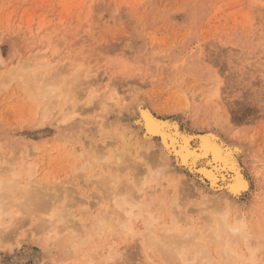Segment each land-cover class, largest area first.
Here are the masks:
<instances>
[{"label":"rangeland","instance_id":"obj_1","mask_svg":"<svg viewBox=\"0 0 264 264\" xmlns=\"http://www.w3.org/2000/svg\"><path fill=\"white\" fill-rule=\"evenodd\" d=\"M257 59H260L258 63H261V67L258 63L256 66L259 65V67L255 66ZM245 68L247 69L245 70ZM258 71L262 81L257 79L259 78ZM248 72H251L250 76H248ZM44 83L45 85L51 83L53 86L59 85L62 92L61 98L55 99L57 96H54L46 102H40L35 96L36 94L34 95V92L36 93L35 88L32 87L41 86ZM217 83H219L220 88H213ZM69 84H73L70 85L73 91ZM66 88L68 91L65 90ZM78 90L80 94L84 95L80 96ZM74 93L75 95H73ZM64 94H67L66 97ZM104 94L105 97H103ZM216 94H218V98L213 97ZM97 95L102 97V100H105L108 95L113 98L106 101V106L104 105L106 108L103 109L98 104L100 97L97 99ZM76 96L79 98L77 102L75 100V103L73 99H76ZM91 96L96 99L92 97L93 100L91 99L89 102ZM120 98L122 108H119V104H117V99ZM82 99L83 102L81 103ZM211 99H215L213 100L215 102L220 100L221 104L218 102L219 107H216V103H212ZM51 100L55 103L53 104ZM49 101L53 105H47ZM68 102L74 103L72 105ZM213 104H215L216 109L219 108L222 111L219 112L214 109ZM66 105L67 107H65ZM94 105L100 108L98 109ZM46 106L51 108V111L44 118L42 115ZM88 106L90 107L88 108ZM60 108L66 109L63 112L62 110L59 111ZM73 108L76 114L69 113V110L73 111ZM138 109H142L141 114H151L162 122H168L167 124L172 129L174 127L173 131L177 134L176 136L191 137L194 134L193 137H198L196 135H209L211 132L216 140L220 139V141L218 140L219 143L222 141L220 144L224 148L234 152V157L238 165L241 166L243 175L247 177L244 176L249 183V188L241 193L240 198L238 197L239 208H234L230 221L233 222L235 218L237 221L241 215L243 221L240 223L241 220L239 219L237 222L244 223L245 226L249 218V223L246 226L251 229L253 227L251 224L256 220L257 224H254L258 227L254 225V228L257 227L260 230L255 228L254 234L252 229L248 231L255 238L254 248L253 245L250 248L255 249L257 243L264 244V132H262L264 131V118L260 120L262 116L264 117V0H0V163L3 164H0V170L7 171L6 174L4 171H0L1 179L5 177L6 180L10 181L7 177H11L14 171L24 172V168L34 167L32 168L34 170L33 176L28 177L24 172L26 175L25 177L24 174L21 175L19 185L22 188L24 185L28 188L31 187V189L35 187L34 190L46 189L47 187L44 185H48L49 188L46 191H50L47 192L49 194L54 192L52 195L55 193H62L61 195H63L67 190L70 192L75 190L70 196L69 192L67 196L66 193L64 196L68 197L67 199H71V197L74 199H72L74 202L68 200V203L74 206L73 210L76 207L74 210L76 211L75 218L87 220L88 214H85V208H88V201L91 203L100 201V195L103 191L96 186L99 184V179H97L98 181L94 180L95 183L97 182L96 184L91 182V186L90 181H88L91 180L89 176L98 175L101 167L102 170H106L105 172H109L107 171L109 167L102 161V165H96V159L92 161L91 153L87 151L84 156H79L81 150L76 147L80 146L79 144L87 138L93 139V146L105 142L106 145L108 141L107 152L113 151L111 150L113 149L112 145L110 146L112 142H116L113 143L114 151L115 148L120 149L117 140L113 137L116 133H120L117 126L118 124L128 125L133 121L134 123L139 122L141 115H139L140 110L138 111ZM214 110L218 112V115L215 114L217 112ZM64 113L71 114L68 117L70 120L67 122H63L61 119ZM227 113L228 115H225ZM220 114L223 119L225 118L224 123H222ZM136 128L138 127L136 126ZM240 129L242 135L237 134ZM157 139L160 140L159 137ZM258 147L261 148L260 151ZM178 159L180 160V158ZM88 162H92L93 166L89 164L90 167ZM144 162L142 160V163ZM29 164H33L32 167ZM152 164V162H148V167L150 168ZM178 164L181 165L177 166L179 172L182 174L185 172V176L179 175V177L173 178L174 182L178 181L180 177H184L186 181L189 177H200L199 173L196 174L197 170L194 171V175L191 167L187 166L186 168L180 161ZM21 166L24 168L20 169ZM93 167L94 171L92 170ZM182 168L183 170H181ZM153 169H159V166L156 168L154 166ZM110 172L115 178L116 173L114 174L111 170ZM70 174L71 176H69ZM125 174L124 172L123 175ZM172 176L168 179L159 177L156 182L145 187L148 190L152 191L153 189L154 192L158 190L157 192L161 193L162 191L163 193L162 197L160 194L154 197L157 192L154 194L150 192L148 195L146 190L147 199L154 201L150 208L161 206L160 208L165 209L166 207L163 225L172 227L178 224L179 228L182 225L181 227L184 226L183 228L187 229L190 225L183 221L179 222L180 224L175 221L172 223V215L169 212L171 211L170 208L174 206H172L174 199L182 197L177 196L176 192H182V189L186 193L190 191L189 195L180 192L184 196L179 198L183 202L181 209L184 212L186 209H190L186 213L196 222L194 232H197V229L202 231L205 228L204 220L211 214L210 212L214 211L212 207L210 208L211 203L205 204L202 200V204V197L198 194V188L195 189L186 183H183L186 185H181L189 186L187 190L181 188L177 182L173 183ZM184 179L181 181L183 182ZM161 183H164L162 187ZM59 187L62 189L64 187L65 192H62ZM74 188H78V190ZM95 188L100 193L99 196L95 193L92 194L96 190ZM167 190H170L171 194L168 197L169 191L166 192ZM193 191L195 195L191 196ZM78 194H84L83 199L78 198V196L81 197ZM1 195L0 198L3 197ZM18 197L15 196L16 199ZM84 198L87 200L83 201ZM7 199L9 198H5L7 201L5 203L6 201L2 198L5 204H17L16 207L14 206L15 208L13 204L10 205V213H13L12 215L17 216V218L19 215H25L24 218L27 219L25 218V223L19 222L18 226V219L15 218L16 224L13 226L15 229L17 228L16 230L12 229L13 226L10 228L4 226L5 230L14 231L8 232L11 235H7L5 230L2 231L3 234L0 233L2 235V237L0 236V264H84L89 262L91 254L88 252H95V249L101 252V257L105 255L115 256L113 260L117 262L111 260L114 264L166 263L163 260L165 258L157 254L160 250L156 253L152 252L156 246L149 247V251L139 248L138 251L136 249V252L133 250L134 247H129L133 246L137 239L139 243L146 240L140 237V231H138V236L134 232L127 239V241L132 240L131 243L130 241L126 242L125 237L117 234L106 236L98 241L94 240L90 242L92 246L87 242L80 248V252H86V256L73 257L74 259L69 256L68 258L60 252L53 239L47 240L45 234H39L34 230L36 225L32 219L35 218L34 215L28 217L26 216L28 214L22 215L23 212L18 214L21 211L19 209H21L23 202L20 203L22 198L19 197L20 201L17 200L19 203L13 200L9 203L10 201ZM62 202L59 205H63ZM169 203H172L171 206ZM17 207H19L18 213ZM195 207L199 208H197L198 212L195 211ZM100 208L101 205H98L93 208L92 212L95 213ZM172 210L174 211L175 208ZM178 210L174 212H178ZM201 214L203 218L199 219ZM237 214L240 215L237 216ZM78 216L80 217L78 218ZM21 219L22 217L19 221ZM198 225L202 227L198 228ZM4 227L2 228L4 229ZM143 227L139 229L142 231L144 230ZM208 228L210 230L209 224L206 230ZM254 228L253 230H255ZM242 229L247 231V227ZM209 230L207 235L210 236V239L212 235ZM183 231L178 230L177 235H183ZM201 231L198 235V237L203 238V244L200 241L201 245H207L216 255L220 253L218 247L215 248L217 245L213 243L214 241H211L212 243L209 245L207 244L210 242L209 239L203 237L207 232ZM133 235L137 238L135 241L132 238L135 237ZM7 236L10 237L7 238ZM13 238L15 239L13 240ZM194 239L189 241L193 240V243L199 241V239ZM200 242L198 243L200 244ZM193 243V246L188 244L189 249L199 245ZM259 244L257 245L259 246ZM114 246L115 249L118 248L116 251L114 248V250L112 249ZM127 247L132 249L130 253L136 254V256L133 254L134 258L132 256L129 259L131 257L130 249L128 251ZM245 247L239 245V249L237 246L235 248L242 253L244 251L243 256L247 258L249 257L248 254H252L248 253L250 250L247 251V247L246 249ZM198 248L203 250V247ZM255 251H262L261 253L258 252L257 256L254 255L258 259L263 254L264 259V246L261 250ZM127 253L130 257L125 255ZM220 254L217 257L223 260V255ZM122 255H124L123 258ZM137 257L140 258L137 259ZM160 260L162 261L160 262ZM259 261L261 263L258 264H264L262 259ZM167 263L170 264L168 261ZM193 263L194 261L190 264ZM195 263L197 264V262Z\"/></svg>","mask_w":264,"mask_h":264},{"label":"bare ground","instance_id":"obj_2","mask_svg":"<svg viewBox=\"0 0 264 264\" xmlns=\"http://www.w3.org/2000/svg\"><path fill=\"white\" fill-rule=\"evenodd\" d=\"M260 61V59H257V61L255 62V66H256V63H258ZM30 62V61H29ZM251 62V61H250ZM263 62V60H262ZM26 63V62H25ZM253 63V62H251ZM248 64H250L248 62ZM260 64V67H261V63H258ZM259 67V65H257ZM256 66V67H257ZM65 67V66H64ZM66 68V67H65ZM247 68H245L246 70ZM242 70V69H241ZM243 71V70H242ZM263 71V70H262ZM76 72V71H75ZM252 72V71H251ZM251 72L249 73L248 72V76L251 75ZM259 72V71H258ZM68 73V72H66ZM74 73V72H73ZM243 73V72H242ZM247 73V72H245ZM254 73V72H252ZM262 73V72H261ZM250 74V75H249ZM78 75V74H77ZM102 75V74H101ZM217 75V74H216ZM260 72L258 74L259 78H257L258 80L260 79ZM7 76V75H6ZM28 76V75H27ZM61 76V75H60ZM104 76V75H103ZM214 76V75H213ZM256 76V77H258ZM212 77V76H211ZM59 78V76H58ZM89 78V77H88ZM20 79V78H19ZM27 79H29L27 77ZM34 79V77H33ZM77 79V78H76ZM113 79V78H112ZM214 79V78H213ZM3 80V79H2ZM46 80V79H44ZM54 80V79H52ZM67 80V79H65ZM75 80V79H74ZM83 80V79H82ZM257 80V82H259ZM261 81L263 79H260ZM37 81L38 78H37ZM76 81V80H75ZM112 81V80H111ZM212 81V80H211ZM32 82V81H31ZM72 82V81H71ZM70 82V83H71ZM110 82V81H109ZM216 82H218V80H216ZM215 82V83H216ZM39 83V82H38ZM47 83V82H46ZM77 83V82H76ZM75 83V84H76ZM82 83V82H81ZM214 83V84H215ZM223 83V82H222ZM57 84H59L57 82ZM74 84V83H73ZM72 84V85H73ZM213 84V83H212ZM219 83H217V85L213 86L214 87H218ZM259 84V83H258ZM263 84V83H262ZM51 85V86H50ZM46 84L45 83L41 86H37V87H32V88H35L36 90V93L34 92V95L36 97H38L39 101L40 102H46L49 98L52 99L54 96H57L55 97L56 98H61V95H62V92L60 91L61 88L60 86L56 85V86H53V84ZM71 84H69L70 86ZM71 85V86H72ZM108 85V84H107ZM34 86V84H33ZM68 86V87H69ZM70 86V87H71ZM92 86V85H91ZM262 86V85H261ZM67 87V88H68ZM86 87V86H85ZM95 87V86H94ZM63 88V87H62ZM67 88L65 90H67ZM72 88V87H71ZM75 88V87H74ZM80 88V87H79ZM222 88V87H221ZM87 89V88H86ZM63 90V91H65ZM75 90V89H74ZM80 90V89H79ZM78 90V91H79ZM219 90V89H218ZM68 91V90H67ZM72 91H73V88H72ZM72 91H71V96H72ZM76 91V90H75ZM70 92V90H69ZM85 93V92H84ZM95 93V92H94ZM118 93V92H117ZM68 94V93H67ZM66 94V95H67ZM69 94V95H70ZM77 94V93H76ZM90 94V93H89ZM96 94V93H95ZM221 94V93H220ZM65 95V94H64ZM66 95L64 97H66ZM75 95V93L73 94ZM79 95H84V94H80V91H79ZM91 95V94H90ZM102 95V94H101ZM119 95V93H118ZM96 96V95H95ZM107 96V95H106ZM52 97V98H51ZM70 97V96H69ZM95 98L94 96H91V98H89V102H91V99ZM100 97V96H99ZM98 95H97V99L99 98ZM105 97V94L104 96ZM109 97V98H108ZM125 97V96H124ZM213 97H219L218 94H216L215 96L213 95ZM72 98V97H71ZM79 98V97H78ZM77 96H76V99H73V101L77 102L78 100ZM108 98V99H107ZM113 98V97H112ZM112 98L108 95L106 97L105 100H102V97H100V102H98L99 106H102L103 109H105L106 107V101H110L112 100ZM118 98V97H117ZM248 98V97H247ZM96 99V98H95ZM69 100V99H68ZM67 100V101H68ZM93 100V99H92ZM97 100V101H99ZM126 101V99H124ZM208 100V99H207ZM212 100V103H216V107H219V103L218 102H215L213 100L215 99H211ZM38 101V100H37ZM56 101V100H55ZM58 101V100H57ZM121 98L118 100L117 99V104H119V108H122V104H121ZM51 102L53 103V101L51 100ZM50 101L48 102L49 104L47 105H51ZM65 102V100H64ZM74 102H68V104H72ZM75 102V103H76ZM83 102V99L81 100V103ZM211 102V101H210ZM55 103V102H54ZM53 103V104H54ZM57 103V102H56ZM94 103V102H93ZM109 103V102H108ZM123 103V102H122ZM139 103V102H138ZM245 103V102H244ZM43 104V103H42ZM52 104V105H53ZM95 104V103H94ZM97 104V103H96ZM111 104V103H109ZM108 104V105H109ZM113 104V103H112ZM221 104V103H220ZM40 105V104H39ZM56 105V104H55ZM62 105V104H60ZM75 105V104H74ZM87 105V104H86ZM89 105V104H88ZM91 105V104H90ZM93 105V104H92ZM91 105V106H92ZM105 105V106H104ZM241 105V104H240ZM44 106V105H43ZM63 106V105H62ZM242 106V105H241ZM45 107V106H44ZM51 107V106H50ZM54 107V106H53ZM56 107V106H55ZM64 107V106H63ZM67 107V105L65 106ZM70 107V106H69ZM90 106H88L89 108ZM94 107H96V105H94ZM93 107V108H94ZM105 107V108H104ZM213 107L214 109H216L215 107V104H213ZM62 108V107H61ZM60 108L59 111H61L62 109ZM79 108V107H78ZM77 108V109H78ZM96 108H100V107H96ZM139 108V107H138ZM224 108V107H222ZM259 108V107H258ZM50 109V110H49ZM66 109V108H65ZM64 109V110H65ZM69 109V108H68ZM97 109V111H98ZM143 109V108H142ZM142 109H138V111L140 110V113L139 115V119L140 121L139 122H136L133 123L131 122L130 124L128 125H124V124H118V129L120 130V133H116L115 135H113V137L117 140V144L120 146V149H116L115 148V151H114V144L113 143H116V142H110V146L112 145V148L111 150L113 151H108L107 152V144H109V142L107 141V144L105 145L104 144H99V145H96V146H93L92 144V140H89L86 138V140L84 142H81L78 146L76 147L77 149L79 148L81 150L80 152V155L79 156H84L85 155V152L87 151L88 153H91V158L92 161H94V159H96V165H102L101 161L109 167V169L107 171L109 172H105L106 170H102V167L100 168V173L98 172V175L95 178V176H89V179L91 180H88L90 181V184L92 186V183H95L94 180L98 181L97 179H99V184H96L97 188L98 189H102L103 193L101 192L102 195H100V193L98 192L97 188H95L97 192H93L92 194L95 193V195H100L101 196V200L100 201H96L95 203H91V201L89 202L88 201V208H85L86 211H85V214L87 215L88 214V219L87 220H84V219H76L75 218V212L74 211L76 209L73 210L74 206H71L72 204L71 203H68V200H71V202H74L73 198L71 197V199H67L66 196L69 194V196L71 195V193L75 190H72V192L70 191H64L66 190L64 187L62 189V192L64 191L65 195H61L62 193L58 194V193H55L52 195V192L51 194L47 193V192H50V191H46L47 188H49L48 185H44L45 187H47L46 189H38V190H34V188L32 187H27V186H22L19 185V182H20V178H21V175L24 174V177L25 175L27 174L28 177H32L33 176V169L34 167H32V165H30L32 168H29V169H25L24 172H18V171H14L11 175V177H7V179H10L9 180H6L5 177L4 179H1L2 177H0V194H2L0 198V233H2L3 230H5L7 228H10L12 227L13 225H15L16 221L14 222V219L17 218V216L15 217L14 215H12L10 213V205H12L13 203H11V201H20V204L21 205V209H19V207H17V213H18V209L21 210L18 214L22 213L23 214H28L26 216L29 217V215H34L35 218H32L34 219L36 225L34 226V230L36 232H38L39 234H45L46 237L45 239H53L54 242L57 243V246L59 247L60 249V252L62 254H64L65 256H69L70 257H74V258H78V257H84L86 256V252H80V248L83 244H86L87 242L90 244V242L96 240H100V239H103L105 238L106 236H111V235H114V234H117V235H121L123 237H125V241L128 242L132 240H128L127 239L134 233L136 232V235L138 234V231H140V237H143L145 238L146 240H144V242H140L138 241V239L135 237H132L133 240L135 241L137 239V241H133L134 245L133 246H129L131 248H133V250H135L136 252V249L138 251L139 248L141 249H145V250H148L149 247L151 246H156V249L158 250H152L153 253H156V251H159L160 252L157 254H159L158 256H161L165 259H163L166 263L167 261L170 263V264H190L194 261L197 262V264H219L220 262H222L223 264H258L260 261L259 260H263L264 262V259H263V254H262V257L260 256V258L257 259V255H258V252H256L255 250H261L262 246H264V244L262 245L261 243H257L259 244V246L256 244V248H254V242H255V238L253 237V235H250V233H248V231L252 229V232L253 234L256 232V229L258 227V225H255L257 224V222L254 221L253 224H251L253 227L251 229H248V226H246L248 223H249V218H248V222L247 224L245 223V226L243 225L244 223L240 224L243 220H241V215L240 217L238 218L237 216H239L237 214L236 215H233L234 217L236 216L238 219L237 221L240 219L241 221L237 222L235 221L236 218L234 219L233 222L230 221V216H231V213L233 212V210H235L234 208L235 207H238V200L240 198V195L241 193H243L244 191L247 190V188H249V183L247 181V179L244 178L245 175H243V170L240 169L241 166L238 165L237 163V160L235 159L234 157V152L230 151L229 149L227 148H224L223 145H221L220 143L222 142H218V140L220 141V139L218 138V140H216V138L214 136H212L211 132L209 135H202V136H199V135H196L198 137H193V135L191 137H182V136H177L178 139L176 140H165L163 137H160V136H157L155 135L154 133L150 132L149 128H148V121L150 119H154L156 121H159L161 122L162 124L164 125H167L169 126L167 123L165 122H162L160 120H158L157 118H155L154 116H152L151 114L148 115V114H144L142 112ZM261 109V108H260ZM259 109V110H260ZM53 110V109H52ZM64 110H62L64 112ZM74 108H73V111L71 112L69 110V113L71 114H76V112H74ZM91 110V109H90ZM89 110V111H90ZM145 110V109H144ZM218 110L219 112L222 111L220 110L219 108L216 109ZM214 110V111H216ZM35 111V110H34ZM49 111H51V108H48L46 106V108L44 109L43 111V117H47ZM77 111V110H76ZM95 111V110H94ZM106 111V110H105ZM104 111V112H105ZM121 111V110H120ZM149 111V110H148ZM224 111V109H223ZM66 112V111H65ZM68 112V111H67ZM81 112V111H80ZM100 112V110L98 111ZM144 112V111H143ZM151 112V111H150ZM217 112V111H216ZM69 113H64L62 116H61V119L63 122H67L70 120V118H68L71 114ZM89 113V112H88ZM148 113V112H147ZM257 113V112H256ZM41 114V113H40ZM69 114V115H68ZM78 114V113H77ZM107 114V112H106ZM130 114V113H129ZM133 114V113H132ZM218 115V112L215 113ZM213 114V115H215ZM50 115V114H49ZM60 115H61V112H60ZM59 115V117H60ZM221 115V114H220ZM225 115H228L225 114ZM262 115V114H261ZM222 116V115H221ZM42 117V118H43ZM75 117V116H74ZM99 117V116H98ZM227 117V116H226ZM238 118V117H237ZM263 116H262V119L260 118V120H263ZM47 119V118H46ZM60 119V118H58ZM104 119V118H103ZM225 119V118H224ZM223 119V116H222V123H224L225 121ZM242 119V117H241ZM240 119V120H241ZM259 119V117H258ZM138 120V119H137ZM163 120V119H161ZM254 120V119H253ZM136 121V120H135ZM143 121V123H142ZM167 121V120H166ZM219 121V120H218ZM217 121V122H218ZM121 122V121H120ZM170 122V121H169ZM238 122V121H237ZM123 123V122H122ZM127 123V122H126ZM230 123V122H229ZM228 123V124H229ZM249 123H253V122H249ZM257 123V122H256ZM135 124V125H134ZM173 124V123H172ZM215 124V123H214ZM226 124V123H225ZM216 125V124H215ZM223 125V124H222ZM258 125V124H257ZM264 125V124H263ZM136 126L139 128H136ZM261 126V125H260ZM177 127V125H176ZM231 127V126H229ZM256 127V126H255ZM263 127V126H261ZM170 129H172L170 126H169ZM174 129V127H173ZM172 129V130H173ZM140 130H141V133H140ZM145 130V131H144ZM254 130V129H253ZM257 130V129H256ZM260 131V130H259ZM258 131V132H259ZM182 132V131H180ZM257 132V133H258ZM264 132V131H262ZM250 133V132H249ZM253 133V131H252ZM251 133V134H252ZM197 134V133H196ZM206 134V133H205ZM215 134V133H213ZM237 134H241V129L240 131H238ZM250 134V135H251ZM260 134V133H259ZM177 135V134H176ZM242 135V134H241ZM256 135V134H255ZM254 135V136H255ZM258 135V134H257ZM111 136V135H110ZM109 136V137H110ZM218 136V135H217ZM253 136V137H254ZM157 137H159L160 140L157 139ZM246 137V136H245ZM244 137V138H245ZM252 138V135L250 136ZM113 138V139H114ZM112 139V138H111ZM187 140V143L186 144H182L181 141L183 140ZM240 139V137H239ZM243 139V138H242ZM250 139V138H249ZM259 139V138H258ZM262 139V138H261ZM260 139V140H261ZM89 140V141H88ZM242 141V140H241ZM243 142V141H242ZM253 142V141H252ZM204 143H211V144H218L219 146H221L223 148V151L219 154H212V153H205V154H200L198 149L200 148V146ZM245 145V144H243ZM258 145V144H257ZM256 145V146H257ZM116 146V145H115ZM227 146V145H226ZM253 146V145H252ZM235 147V146H234ZM188 148V149H191L193 153H195V155H191L189 153H186L185 152V149ZM237 148V147H236ZM231 149V147H230ZM235 149V148H234ZM261 148L258 147V150L260 151ZM110 150V149H109ZM243 150V149H242ZM93 151V152H92ZM264 151V149H263ZM250 152V151H249ZM238 153V152H237ZM242 153V152H241ZM239 154V153H238ZM173 155V156H172ZM240 155V154H239ZM17 156V155H16ZM10 159V157H8ZM12 158V157H11ZM78 158V157H77ZM180 158V160L178 159ZM237 158V157H236ZM247 158V157H246ZM249 158V157H248ZM13 159V158H12ZM255 159V158H254ZM14 160V159H13ZM18 160V158H17ZM142 160L144 163H142ZM148 160V161H147ZM241 160V159H240ZM258 160V159H257ZM8 161V160H7ZM10 161V160H9ZM178 161L181 162L182 165L187 166L193 170H191L194 175H195V172L196 174L199 173L200 177L199 178H196V177H187V181L184 179V177H180V179H178V181L176 180V182L178 183V186H180L181 188H187L189 187L188 185L190 184L193 188L197 189L198 188V194L201 195V203L204 201L205 204L208 202V203H211V206L210 208L212 207L214 210L213 212H210L207 217L208 221L204 220L205 221V228L202 230V231H205L206 235L204 234L203 237H206V239H209L210 236H208V230H206V227L207 225L209 224L210 225V230L211 231V240L209 239V243H207L208 245L210 243H212L211 241H214L213 243L216 244L217 246L215 248L218 247V252L220 251V253H218L216 250L215 252H217L218 254L220 255H223L222 258H218V254L216 255V253H213V251H211L212 249H209L207 247V245H201V242L203 244V238L202 237H198L199 235V232L200 231L197 229V232L195 231L194 232V226H195V223L188 215L186 212H189L187 211L188 209H186V212H184L181 208V204L183 203L182 201H180V199L182 197H184L182 194H188L190 193V191H188L189 193H186V191L184 192L183 189H182V194H180V192H176L177 196L180 195L182 196L181 198L178 197L176 199H174V202L172 203H169V205L171 206L172 204V208L171 211H173L172 209L175 208V210L177 211L178 209V212H169L170 215H172V223H174V221L176 223H179L181 221H183L184 223H186L187 225H190L191 226V229L190 226L189 228L185 229L183 227L180 226L179 228V225L177 227L176 226H165L163 225V221H164V216L166 215V207L165 209L163 208H160L161 206H157L156 208H150L151 205L153 204L154 201H151L148 198L147 196V191H148V195L150 192H153V194L155 192H157L158 190H155V192L152 191L149 189H146L145 187L148 186V184L150 183H153V182H156L159 177H163L164 179H168V177H170L171 175L172 176V181L173 183H176L174 182L173 178L175 177H179V175H184L185 176V172L182 174L181 172H179L177 166H181L178 164ZM148 162H152L153 166L151 165L150 169L148 167ZM242 162V161H241ZM246 162V161H245ZM8 163V162H7ZM5 163V164H7ZM17 163V162H16ZM95 163V162H94ZM1 164V163H0ZM18 164V163H17ZM92 165V162H88V165ZM260 164V163H259ZM3 165V164H1ZM26 165V164H25ZM82 165V164H81ZM80 165V166H81ZM89 165V166H90ZM263 165V164H262ZM5 166V165H4ZM8 166V165H7ZM6 166V167H7ZM16 166V165H15ZM29 166V167H30ZM79 166V167H80ZM88 166V168H89ZM93 166V165H92ZM158 167L159 166V169H156L154 170L153 168ZM244 166V165H243ZM257 166V165H255ZM91 167V166H90ZM97 167V166H95ZM254 167V166H253ZM22 166L20 169H23ZM83 168V167H82ZM98 168V167H97ZM96 168V169H97ZM180 168V167H179ZM188 168V169H189ZM1 169H2V166H1ZM11 169V168H10ZM19 169V168H18ZM87 169V168H86ZM94 169V167L92 168V170ZM195 169V170H194ZM6 170V168H5ZM9 170V168H8ZM16 170V169H15ZM77 170V168H76ZM91 170V171H92ZM95 170V169H94ZM93 170V171H94ZM102 170V171H101ZM113 171V173L116 175L115 178L113 177V174L110 172ZM183 170V168L181 169ZM254 170V169H253ZM256 170V169H255ZM0 171H4V170H0ZM11 171V170H10ZM9 171V172H10ZM21 171V170H20ZM91 171H88V172H91ZM258 171V170H257ZM261 171V170H260ZM5 172V171H4ZM7 172V171H6ZM5 172V174H6ZM81 172V171H80ZM124 172L126 173L125 175ZM190 172V171H189ZM1 173V172H0ZM73 173V172H72ZM94 173V172H93ZM93 173H89L90 175H94ZM191 173V172H190ZM88 174V175H89ZM3 175V174H2ZM170 175V176H169ZM193 175V176H194ZM1 176V175H0ZM7 176H9V174H7ZM71 176V174L69 175ZM85 177V176H84ZM91 177V178H90ZM198 177V176H197ZM246 177V176H245ZM87 178V177H86ZM183 182L181 181L182 179ZM247 178V177H246ZM161 179V178H160ZM4 180V181H2ZM179 180H180V184H179ZM9 181V182H8ZM28 181V180H27ZM162 181V180H161ZM165 181V180H164ZM168 181V180H167ZM171 181V182H172ZM208 181V182H206ZM65 182V181H64ZM70 182V181H69ZM76 182V181H75ZM80 182V181H79ZM92 182V183H91ZM163 182V181H162ZM165 183V182H164ZM164 183H161V187L163 186ZM168 183V182H167ZM183 183H186L188 184L187 186L188 187H185L183 185H186V184H183ZM63 184V183H62ZM70 184V183H68ZM80 184V183H79ZM84 184V183H83ZM88 183V185H90ZM183 184V185H181ZM239 184H243V188L238 191V192H233L232 189L233 187L239 185ZM34 185V184H33ZM58 185V184H57ZM72 185V184H71ZM30 186V184H29ZM32 186V185H31ZM41 186V185H40ZM54 186V185H53ZM52 186V187H53ZM73 186V185H72ZM75 186V185H74ZM87 186V185H86ZM99 186V187H98ZM24 187H27V188H24ZM37 187V186H36ZM43 187V185H42ZM41 187V188H42ZM84 187V186H83ZM90 187V186H89ZM102 187V188H101ZM157 188V186H155ZM160 187V186H159ZM166 187V186H165ZM179 187V188H180ZM57 188V187H56ZM58 188V189H59ZM149 188V187H148ZM154 188V189H156ZM191 188V189H193ZM69 189V188H68ZM74 189H77L78 188H74ZM86 189V188H85ZM84 189V190H85ZM158 189V188H157ZM167 189V188H166ZM190 189V190H191ZM51 190V188H50ZM56 190V189H55ZM70 190V189H69ZM76 190V191H77ZM147 190V191H146ZM160 190V189H159ZM173 190V189H172ZM185 190V189H184ZM189 190V189H188ZM161 191V190H160ZM169 191V192H168ZM175 191V190H174ZM57 192V191H56ZM69 192V193H68ZM78 192V191H77ZM166 192H168V195H171L170 194V190H167ZM172 192V191H171ZM68 193V194H67ZM80 193V192H79ZM88 193H89V190H88ZM97 193V194H96ZM192 195L191 196H194V191L191 192ZM73 194V193H72ZM75 194V193H74ZM91 194V195H92ZM157 194H160L161 197H162V191L161 193L160 192H157L155 194L154 197H157L156 195ZM174 194V193H173ZM175 194V195H176ZM184 194V195H185ZM194 194V195H193ZM197 194V193H196ZM216 194V195H214ZM61 195V196H59ZM76 195V194H75ZM78 195H81V194H78ZM84 195V194H83ZM78 198H82V196ZM90 195V196H91ZM14 198H12V197ZM15 196H19V197L16 199ZM64 196V197H63ZM11 197V199H10ZM74 197V196H73ZM77 198V196H75ZM84 197V196H83ZM89 197V195H88ZM93 198L95 196H92ZM150 197V196H149ZM187 197V196H185ZM189 197V196H188ZM239 197V198H238ZM5 200V198H9L7 200H9L8 202L11 203V204H5L7 203V201H3L2 200ZM25 201H24V199ZM62 198V199H61ZM66 198V199H65ZM151 198V197H150ZM180 198V199H179ZM16 199V200H15ZM60 199V200H59ZM65 199V200H64ZM73 199V200H72ZM83 199V198H82ZM86 198H84L83 201H86L85 200ZM98 199V198H97ZM172 199V200H173ZM186 199V198H185ZM18 200V201H17ZM60 202H59V201ZM63 200V202H62ZM76 200V199H75ZM92 200V198H91ZM153 200V199H152ZM203 200V201H202ZM67 201V202H66ZM5 202V203H4ZM63 205H59V203H61ZM70 202V201H69ZM78 202V201H77ZM94 202V201H92ZM15 203V202H14ZM19 203V202H18ZM68 203L69 206H71V209H69V206L66 205ZM75 204V203H74ZM73 204V205H74ZM165 204V203H164ZM203 204V203H202ZM201 204V205H202ZM85 205V204H84ZM98 205H101V208L96 211L95 213L92 212L93 208L98 206ZM183 205V204H182ZM16 207L17 204H13V207ZM19 206V204H18ZM169 206V207H170ZM14 207V208H15ZM193 207V206H192ZM199 207V206H198ZM197 207V208H198ZM80 208V206H79ZM196 208V207H195ZM196 208V212H198L197 210L200 208L197 209ZM208 208V207H206ZM239 208V207H238ZM97 209V208H96ZM169 209V210H170ZM15 210V209H14ZM168 210V211H169ZM190 210V209H189ZM205 210V209H203ZM211 211V209H208ZM80 211V210H79ZM200 211V210H199ZM16 212V211H15ZM14 212V213H15ZM206 212V210H205ZM175 213V214H174ZM204 213V211H203ZM84 214V215H85ZM208 214V213H207ZM243 214V213H241ZM16 215V214H15ZM181 215V216H180ZM25 216V215H24ZM24 216H21L19 215L17 218L18 219V226H19V222H22V223H25L26 222V219L24 218ZM82 216V215H81ZM175 216V217H174ZM201 216L199 219H202V214L199 215ZM245 216V214H244ZM251 216V215H249ZM22 217L21 221L20 218ZM80 216H78L79 218ZM198 217V216H197ZM204 217H205V214H204ZM247 217V216H246ZM8 218V220H7ZM85 218V217H84ZM174 218V219H173ZM176 218V219H175ZM194 218V217H193ZM262 218V217H261ZM16 219V220H17ZM251 219V218H250ZM25 220V221H24ZM37 220V221H36ZM8 221V222H7ZM33 221V223H34ZM245 221V220H244ZM252 222V221H251ZM21 223V225H22ZM204 223V222H203ZM8 224V225H7ZM166 224V223H165ZM180 224V223H179ZM27 225V223H26ZM201 225H202V222H201ZM200 225V226H201ZM254 225L257 226L254 228ZM5 226V227H4ZM17 226V225H16ZM17 226V227H18ZM142 226L144 230H140L139 228H141ZM198 225V228L200 227ZM242 226V227H241ZM264 226V225H263ZM4 227V229L2 228ZM33 228V225L31 226ZM202 227V226H201ZM244 227H247V231L246 230H243L242 228ZM30 228V229H32ZM253 228L255 230H253ZM12 229H15L14 226L12 227ZM11 229V230H12ZM17 229V228H16ZM15 229V230H16ZM183 231V230H188V231H183V235L179 234L177 235L178 233V230ZM258 231L260 230L259 228H257ZM7 230H5L6 232ZM14 231V230H13ZM12 231V232H13ZM201 231V232H202ZM247 233H246V232ZM257 231V232H258ZM11 231H7V235ZM11 232V233H12ZM261 232V231H260ZM4 233V232H3ZM2 233V234H3ZM181 233V232H179ZM192 233V234H191ZM259 233V232H258ZM16 234V233H14ZM34 234H37V233H34ZM138 234V235H139ZM210 234V233H209ZM262 234V232L260 233ZM6 235V234H5ZM11 235V234H9ZM137 235V236H138ZM201 235V234H200ZM258 235V234H257ZM2 237V235H0ZM14 236V235H13ZM12 236V237H13ZM16 236V235H15ZM14 236V237H15ZM190 236V237H189ZM208 236V237H207ZM264 236V235H263ZM0 237V238H1ZM10 237V236H7V238ZM191 237H198L200 244L195 241L196 244H199L198 246H196L195 248H192L189 249V245L191 246L192 243L194 242L193 240H191V242L189 241L190 239H194V238H191ZM259 237V236H258ZM4 238V237H3ZM135 238V239H134ZM201 238V240H200ZM264 238V237H263ZM263 238L261 237V239L263 240ZM11 239V238H10ZM15 238H13L14 240ZM142 239V238H141ZM194 239V240H196ZM197 239V240H198ZM257 239V238H256ZM2 240V239H1ZM123 240V239H122ZM143 240V239H142ZM8 241V240H6ZM10 241V240H9ZM20 241V240H19ZM124 241V240H123ZM208 241V240H207ZM4 242V241H2ZM14 242V241H13ZM129 243V244H130ZM195 243H193L195 245ZM96 244V243H95ZM189 244V245H188ZM205 244V243H204ZM213 244V245H214ZM91 245V244H90ZM116 245V243H115ZM124 245V244H123ZM201 245V246H200ZM212 245V244H211ZM212 245V246H213ZM241 245V246H246L245 249L247 251H249L248 253L252 254V255H249V257L245 258L244 255V251L243 253L239 250H237L235 247ZM253 245L252 249L250 248V246ZM11 246V245H10ZM89 246V245H88ZM92 246V245H91ZM90 246V247H91ZM125 246V245H124ZM193 246V245H192ZM126 247V246H125ZM124 247V248H125ZM128 248V251L129 253L132 252L131 248ZM198 247H203L202 249L203 250H200ZM97 248V247H96ZM115 249V246L112 247V249ZM126 248V249H127ZM153 248V247H152ZM197 248V249H196ZM241 248V247H240ZM250 248V249H249ZM89 249V247H88ZM111 249V248H110ZM113 249V250H114ZM118 249V248H117ZM115 249V251L117 250ZM194 249V250H193ZM239 249V248H238ZM83 250V249H82ZM94 250V249H93ZM120 250V249H119ZM125 250V249H124ZM143 250V252L145 251ZM150 250V249H149ZM148 250V251H149ZM192 250V251H191ZM92 251V250H91ZM95 252H88V254H91L89 257V262H86L84 264H112L114 261V257H112L111 255H105L103 257H101V252H98L97 249L94 250ZM127 252V251H126ZM134 252V251H133ZM262 252V251H261ZM260 252V253H261ZM100 253V254H98ZM115 253V252H114ZM146 254V252H144ZM264 253V252H263ZM87 254V255H88ZM93 254V255H92ZM110 254V253H109ZM121 254H122V251H121ZM134 254V253H133ZM132 253H130V255L127 253L125 255H128L131 259L132 256H133ZM256 256H255V255ZM63 255V256H64ZM103 255V254H102ZM118 255V253H117ZM136 256V254H134ZM155 255V254H154ZM153 255V256H154ZM261 255V254H260ZM124 255H122V258H123ZM138 256V254H137ZM141 256V255H140ZM148 256V254H147ZM157 256V255H156ZM127 257V256H126ZM73 258V259H74ZM117 258V257H116ZM125 258V257H124ZM134 258V256H133ZM140 258V257H137V259ZM149 261H151L149 259V257H147ZM157 258V257H156ZM167 259V260H166ZM220 260V261H219ZM154 261V260H153ZM162 260H160L161 262ZM192 261V262H190ZM200 261V262H199ZM114 262H117V261H114ZM125 262V261H124ZM131 262V261H130ZM133 262V261H132ZM190 262V263H188ZM262 262V263H263ZM164 263V264H166ZM193 263V264H194ZM261 263V262H260ZM114 264V263H113ZM118 264V263H117ZM162 264V263H161ZM168 264V263H167ZM196 264V263H195ZM221 264V263H220Z\"/></svg>","mask_w":264,"mask_h":264},{"label":"snow or ice","instance_id":"obj_3","mask_svg":"<svg viewBox=\"0 0 264 264\" xmlns=\"http://www.w3.org/2000/svg\"><path fill=\"white\" fill-rule=\"evenodd\" d=\"M148 128L150 132L154 133L157 136L163 137L166 141L167 140H176L178 137L174 133L172 129L169 128V126L162 124L159 121H156L154 119H150L148 121ZM182 144H186L187 140L181 141ZM200 154H205V153H212V154H219L223 151V148L219 146L218 144H211V143H204L200 146L198 149ZM186 153H189L191 155H195V153L192 152L191 149L186 148L185 149ZM243 188V184H239L235 187H233L232 191L233 192H238Z\"/></svg>","mask_w":264,"mask_h":264}]
</instances>
